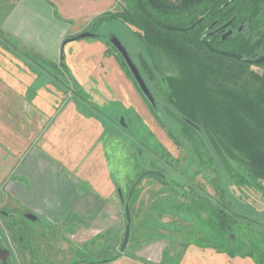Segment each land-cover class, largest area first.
<instances>
[{"label": "crops", "instance_id": "1", "mask_svg": "<svg viewBox=\"0 0 264 264\" xmlns=\"http://www.w3.org/2000/svg\"><path fill=\"white\" fill-rule=\"evenodd\" d=\"M5 2L8 8L1 15L0 37L8 38L18 52L55 64L63 58L70 80L84 92L88 85L100 84L108 98L132 107L137 90L104 40H72L88 32L96 18L113 12L116 0ZM119 139L124 138L111 125L41 80L30 59L17 57L0 45V207L25 208L38 217L44 214L47 227L56 229L83 225V218L91 221L92 211L98 215L95 218L107 217V207L118 206L117 187L123 191L121 181L136 175L139 166L137 150L126 141L132 148L133 166L121 175V166L110 165L115 154L109 151L111 140ZM121 162L128 167L129 162ZM85 209L90 215L77 214ZM2 217L15 218L13 214ZM1 221L7 228H16ZM158 234L151 236H163ZM142 240L146 245L147 240ZM157 242H150L144 251ZM179 255L169 258L171 264H255L249 258H230L194 245ZM125 264L144 263L130 259Z\"/></svg>", "mask_w": 264, "mask_h": 264}, {"label": "trees", "instance_id": "2", "mask_svg": "<svg viewBox=\"0 0 264 264\" xmlns=\"http://www.w3.org/2000/svg\"><path fill=\"white\" fill-rule=\"evenodd\" d=\"M116 2V9L96 18L88 32L95 34L93 37H101L111 47L108 38L98 33L99 25L119 21L131 27L154 64L153 67L138 66L149 74V82L140 72L151 90V85H156L153 88L164 102L166 113L176 116V111L179 114L182 130L196 153L198 161L195 162L201 163V167L222 168L230 182L252 189L264 198V63H254L264 53V0H143L145 7L159 20L186 29L181 32L157 27L141 13L136 0ZM226 24L228 26L222 28ZM216 29L233 33L223 40ZM206 42L215 49L241 55L243 59L211 52ZM0 45L17 57L30 59L41 80L65 93L72 92L66 82L71 78L63 58L55 64L21 54L3 36ZM160 53L171 60L177 75H162L159 86L155 72ZM118 56L121 67L133 79L124 59ZM254 65L263 72L252 70ZM78 91L83 97L77 92H72V96L86 113L91 114L88 111L93 107L84 103L85 92L80 87ZM91 115L114 127L110 123H115L114 120L110 121L97 111ZM158 118L161 123L164 121ZM168 130L169 136L179 145L175 130L171 127ZM138 163L145 164V160L139 159ZM146 177L164 179V176ZM183 179L181 176L180 183L175 181L182 190L174 185V192L179 196L184 193L182 197L189 200L190 206L178 203L173 210L181 213L186 207L190 214L194 211L201 214L202 226L192 230V245L213 249L230 258H249L255 264H264V222L253 212H238L223 197L215 199L195 184L189 185V194L185 193ZM119 255L111 260H117L122 254ZM134 259L155 264L135 256Z\"/></svg>", "mask_w": 264, "mask_h": 264}, {"label": "rangeland", "instance_id": "3", "mask_svg": "<svg viewBox=\"0 0 264 264\" xmlns=\"http://www.w3.org/2000/svg\"><path fill=\"white\" fill-rule=\"evenodd\" d=\"M5 1L0 0V22L1 15L5 14L8 8V3ZM104 24L99 25L98 33L103 38H108L109 43L113 37L118 38L128 50L139 72L141 70L144 78L149 82V74L143 70L144 68L139 69L138 66L146 64L153 67L154 64L148 51L135 36L133 29L119 21H110ZM108 47L109 51L115 54L116 59L119 58L118 54L120 53L112 48V44L111 47ZM120 57L122 56L120 55ZM252 70L260 74L263 72L262 68L255 65L252 66ZM124 71L126 74V69ZM156 71L155 79L159 86L162 75H177V70L171 60L162 53H160ZM128 78L138 94L131 100L132 107H127L108 98L106 93L99 88L100 84L99 86L98 84L88 85L89 89L85 91L84 103L93 107L88 111L91 114H96L97 111L99 115L110 119V121L114 120L116 124L110 123L124 138V141L121 139L111 140L109 151H113L115 154L110 165L115 163L117 169L121 166V175L128 173V168L133 166L132 148L127 145L129 142L137 150L138 158L142 161L145 160V164L139 165L137 174H134L129 180L121 181L123 191H120V186L117 187L114 196L118 206L112 205L114 207H111L109 205L105 210L107 217L95 218L97 213L92 211L91 221H84L85 218H83V225L59 229L48 228L47 218L44 214L39 216L38 221L33 222L25 218V214H28L25 208L11 210L10 207H0L1 211L4 210L5 213L9 212L15 216V218L4 217L3 219L0 215V239L10 241L14 258L12 264H125L130 259H134V256L150 262L152 261L142 256L161 259L160 263L152 262L155 264H171L169 258L175 254L179 255L181 251L183 252L185 248L192 245L194 237L192 230L198 225L202 226L199 212L194 211L190 214L186 207L181 213H175L173 210L178 203L190 206L189 200L182 197L184 193L179 196L180 194L174 192L175 181L180 183L181 176L185 178L182 181L185 193L189 194L191 189L189 185L195 184L202 187L215 199L223 197L238 212H253L252 214L258 220L264 222V198L252 189L239 187L230 182L225 178L222 168L215 170L208 166L201 167V163L195 162L198 159L191 148L192 142L188 139L185 130H182L179 114L176 111H174L176 116L166 113L164 102L154 89L156 85L153 83L151 86L154 88L152 87L153 90H151V87L146 83L155 102L153 106L141 92L134 77V80L130 76ZM66 82L73 93L81 94L78 91L80 86L77 83L74 84L69 79ZM91 87H94V90ZM71 93H67L69 98L75 100ZM81 95L83 97V94ZM78 105L80 106V104ZM158 117L164 121L161 123ZM168 126L175 130L179 145L169 136ZM125 160L130 163L127 164L128 167L121 162L124 163ZM144 168L161 172L164 179L161 181L155 177H145L135 187L134 193L130 197V192ZM176 187L182 190L178 185H175ZM127 204L130 206L132 215L131 234L128 246L123 253H120L127 225L125 217ZM85 210L77 211V214L81 216L80 213L83 212L90 215L91 212ZM102 213L99 212V215ZM1 220L14 224L16 228H7V224ZM77 222H82V220ZM154 233L163 236L157 238L156 235L157 237L154 239L151 236ZM142 238L147 240L146 245L150 242H158L150 250L144 251L146 245ZM119 254H122L120 258L111 260L115 256H120ZM106 260L109 262H105Z\"/></svg>", "mask_w": 264, "mask_h": 264}, {"label": "water", "instance_id": "4", "mask_svg": "<svg viewBox=\"0 0 264 264\" xmlns=\"http://www.w3.org/2000/svg\"><path fill=\"white\" fill-rule=\"evenodd\" d=\"M136 3H137V6H138L139 10L141 11V13L143 15H145L148 19H150L152 22H154L157 27H159L161 29H164V30H170V31H176V32L186 31V29H184V28H180V27H177V26H172V25L166 24V23L162 22L161 20H159L154 14H152L145 7L143 0H136ZM227 26H228V24L224 25L222 28H226ZM232 33H233L232 30H229L227 32V34H225L223 36V40H226L228 37H230L232 35ZM93 36H95V34H93L91 32H85V33H82V34L72 38V40H79V39H84V38L93 37ZM110 43L112 44V46L115 47V49L123 57L126 65L128 66L131 74L133 75L134 79L136 80V82L138 84V87L140 88L141 92L144 94L145 98L154 106L155 102H154L153 96H152V94H151V92H150L145 80L141 76L137 66L134 64L133 60L131 59V57L129 55V52L126 49V47L122 44V42H120L118 40V38H115V37H113V39L110 40ZM205 44H206V46L208 47V49L211 52H214L216 54L227 56V57H230V58H233V59H238V60L243 59V56H241V55L215 49L214 47L210 46V44H208L207 42ZM254 63H256V64L264 63V54L262 56H260L259 58H257L256 60H254ZM146 176H163V174L161 172H159V171H156V170H146V171H144L139 176V178L136 180V182L134 184V187L132 188V190L130 192V197L134 193L135 187ZM125 217H126L127 225H126L125 235H124L123 243H122V246H121V249H120V253H123L125 251L126 247L128 246L129 239H130V234H131L132 215H131L130 206L128 204L125 206ZM26 218L28 220H30V221H33V222H36V221L39 220V218L36 215H34V214H27ZM0 252H5V251L1 250ZM8 255H9V253L6 256H4V257L0 255V260H2L5 263L7 258H8Z\"/></svg>", "mask_w": 264, "mask_h": 264}, {"label": "flooded vegetation", "instance_id": "5", "mask_svg": "<svg viewBox=\"0 0 264 264\" xmlns=\"http://www.w3.org/2000/svg\"><path fill=\"white\" fill-rule=\"evenodd\" d=\"M215 32H217V34H219V36H220V38L221 39H223V36H224V34L227 32H224V31H222V30H220V29H216L215 30ZM114 47V46H113ZM115 48V47H114ZM118 52V51H117ZM7 215V216H11L12 214H9V213H5L4 211H1L0 210V215ZM27 214H25V216H26ZM38 217V216H37ZM39 218V217H38ZM1 250H4L5 252H0V255L1 256H6L8 253H9V255H8V258H7V260H6V262L4 263L2 260H0V264H12L13 262H14V258H13V253H12V251H11V247H10V241H2L1 239H0V251ZM8 252V253H7Z\"/></svg>", "mask_w": 264, "mask_h": 264}]
</instances>
